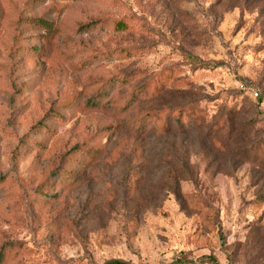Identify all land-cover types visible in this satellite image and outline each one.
I'll list each match as a JSON object with an SVG mask.
<instances>
[{
    "label": "rangeland",
    "instance_id": "obj_1",
    "mask_svg": "<svg viewBox=\"0 0 264 264\" xmlns=\"http://www.w3.org/2000/svg\"><path fill=\"white\" fill-rule=\"evenodd\" d=\"M4 243L9 264H264V0H0Z\"/></svg>",
    "mask_w": 264,
    "mask_h": 264
},
{
    "label": "trees",
    "instance_id": "obj_2",
    "mask_svg": "<svg viewBox=\"0 0 264 264\" xmlns=\"http://www.w3.org/2000/svg\"><path fill=\"white\" fill-rule=\"evenodd\" d=\"M37 23H40L41 25H44L48 30H53L54 25L52 22H46L43 20V18L39 19L37 21ZM122 23H117V27H121ZM90 28V25H84L81 27L82 30H87ZM190 61L191 64L196 66V67H201V68H207L209 66V64H205L202 61L190 56ZM147 90V87H144L140 90L137 91L138 94H144ZM166 92V88L165 87H160L157 88L155 90V92H153L151 94L152 97H158L159 95L163 94ZM147 97H149L148 95H145ZM137 99L136 96L133 97L132 102H135ZM92 106H94L95 108L99 107L100 103H91ZM185 107V106H183ZM179 110H183L184 108ZM233 113H227V115H225L228 118L227 123L225 124L223 129H228L229 131L233 130L234 127V123H233ZM192 116V123H194V127H198L199 129L203 128V125L205 123L206 120H204V116H201V113H194ZM187 118H190L189 116H187ZM230 119V120H229ZM175 122L177 123V127L178 130L180 132H185L186 130H188V128L185 126V123L182 122V120H180V118H178L177 120H175ZM250 124H252V122H248L243 124V127H246ZM254 124L252 125L250 131L253 130ZM211 131L210 133L206 134L203 138V141L205 144L209 145L211 150L215 151V152H220V150L223 149V143L220 141V139L218 138L219 136H221V134H219L220 132H218L216 130V128H218L216 126V124H212L211 126ZM206 129V128H205ZM214 132V133H212ZM201 136H203V133H201ZM179 152L182 150L183 155L181 153H179V156L175 158V160L169 161L166 160L164 161V165L163 168L166 169L167 173H168V178H170V186L172 187V192L174 194L177 193L180 185L182 183H194L195 182V178L193 175V171H191V164L190 162L187 160L188 158L185 157V152H184V148L180 147ZM174 149H172V153H173ZM175 152H177L175 150ZM259 149L258 147H254V148H245L241 151H239V155L242 159V162H249V160L251 159H256L255 156L258 155ZM101 152L98 151L94 154H92V158L94 159L95 162H97L100 158H101ZM168 156H171L170 154H168ZM162 158V157H161ZM162 160V159H161ZM20 255V249L16 247V244L13 243H4L1 247H0V264H9L11 263L12 260L17 259ZM107 264H126L124 262L115 260V261H111Z\"/></svg>",
    "mask_w": 264,
    "mask_h": 264
}]
</instances>
